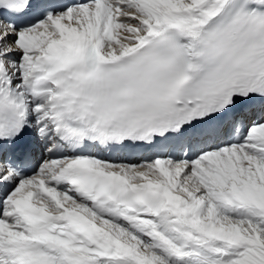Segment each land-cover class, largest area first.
<instances>
[{"label":"snow or ice","instance_id":"6c2138e0","mask_svg":"<svg viewBox=\"0 0 264 264\" xmlns=\"http://www.w3.org/2000/svg\"><path fill=\"white\" fill-rule=\"evenodd\" d=\"M0 264H264V0H0Z\"/></svg>","mask_w":264,"mask_h":264}]
</instances>
